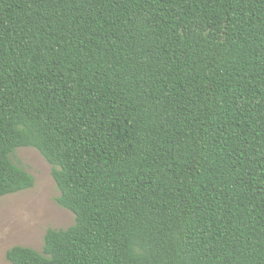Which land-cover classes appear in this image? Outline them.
Returning <instances> with one entry per match:
<instances>
[{
    "label": "trees",
    "instance_id": "1",
    "mask_svg": "<svg viewBox=\"0 0 264 264\" xmlns=\"http://www.w3.org/2000/svg\"><path fill=\"white\" fill-rule=\"evenodd\" d=\"M21 147L74 223L10 264H264V0H0V199Z\"/></svg>",
    "mask_w": 264,
    "mask_h": 264
},
{
    "label": "rangeland",
    "instance_id": "2",
    "mask_svg": "<svg viewBox=\"0 0 264 264\" xmlns=\"http://www.w3.org/2000/svg\"><path fill=\"white\" fill-rule=\"evenodd\" d=\"M12 162L34 179L33 187L0 199V264H10L5 253L14 246L40 252L47 229H66L74 216L60 207L59 191L51 176V166L34 148H17Z\"/></svg>",
    "mask_w": 264,
    "mask_h": 264
}]
</instances>
